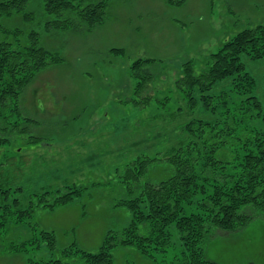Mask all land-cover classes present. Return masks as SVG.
<instances>
[{"label": "rangeland", "instance_id": "374dc122", "mask_svg": "<svg viewBox=\"0 0 264 264\" xmlns=\"http://www.w3.org/2000/svg\"><path fill=\"white\" fill-rule=\"evenodd\" d=\"M183 2L111 0L106 21L92 31L43 32V0L30 1L27 13H34L33 20L23 14L0 16V27L41 28L43 44L62 58L37 74L18 109H0V137L8 140L0 143V187L11 190L5 200L0 196L3 207L10 206L0 208V264L44 262L69 247L78 249V256L96 253L110 231L121 233L132 220L126 208L116 207L124 194L118 170L141 156H169L181 142L187 147L197 141L184 134L187 124L229 125L232 134H224L228 142L218 156L233 160L245 153L241 133L264 130V120L251 117L257 110L252 94H238L231 80L209 92L215 110L204 106L198 91L191 104L178 85L184 64L193 62L196 72L204 73L228 41L264 25V0ZM138 59L155 60L146 67L153 80L141 97L132 72ZM242 60L256 80L253 95L264 112V58L244 55ZM148 96L150 102L142 104ZM162 167L155 168L156 181L166 177ZM223 172L234 173V165ZM70 187L84 188V195L56 208L35 202L46 192ZM203 198L195 196L187 215L199 212ZM15 201L28 212L23 220L15 215ZM170 232L166 252L147 257L135 247H118L114 264L172 262L184 246L175 226ZM205 258L208 264H264V221L256 219L233 233L215 231L205 244Z\"/></svg>", "mask_w": 264, "mask_h": 264}, {"label": "trees", "instance_id": "16d2710c", "mask_svg": "<svg viewBox=\"0 0 264 264\" xmlns=\"http://www.w3.org/2000/svg\"><path fill=\"white\" fill-rule=\"evenodd\" d=\"M30 1H1L0 16L23 14L26 20H33L34 13H27ZM110 2L111 0H43V13L46 16L41 25L43 32L80 28L95 30L106 21ZM169 2L177 5L184 3L183 0ZM39 29L26 31L21 28L0 27L1 110L9 106L18 109L23 92L37 74L62 59L59 53L43 44ZM119 52L124 51L120 49ZM244 55L253 60L264 58V25L253 26L238 33L211 56V66L204 73L198 74L193 62L184 64L183 77L178 85L186 90L191 104L196 103L195 93L198 91L204 106L215 110L212 108L213 97L209 92L217 84L231 80L233 90L238 94H252L251 99L257 110L251 117L264 120L263 106L258 97L253 95L256 80L246 69L242 60ZM154 62L153 59H138L132 67L133 76L138 80L137 95L140 97L151 87L153 75L146 67ZM145 98L142 104L150 102V96ZM228 128L229 125L222 128L219 123L193 121L183 129L184 134L197 141H191L187 147H182L185 142H181L182 148L168 151L169 156H141L120 168L117 175L124 186V194L116 207H124L131 213L129 227L121 233L110 231L105 243L96 253H82V256H78L79 250L69 247L56 259L32 261L31 264H114L113 250L125 246L135 247L144 256L154 257L155 252H166L171 246L170 229L173 226L180 232L184 247L181 256L170 263H164L208 264L205 244L215 231L233 233L245 229L256 219L264 221V130H246L241 133L245 153L240 159L233 160L218 156L228 142L224 138ZM227 134L232 133L228 131ZM7 141L5 137H0V143ZM237 162L240 163L234 164ZM16 164L19 165L17 162ZM231 165H234L235 172L224 176L223 170ZM160 166L164 168L161 174L166 172V177L156 181L155 168ZM22 191L23 188H19V192ZM84 192V188L70 187L67 190L46 192L35 202L38 204L41 201L40 204L44 203L48 208H56L74 202ZM198 193L204 195L200 202L201 209L187 215V207L194 203L193 199ZM1 195L5 200L11 195V190L0 187ZM18 204L15 201V215L17 213V217L23 220L28 212ZM7 207L0 203V208ZM7 219L6 216L4 220ZM43 235L53 239V236L50 238V233L43 232Z\"/></svg>", "mask_w": 264, "mask_h": 264}]
</instances>
